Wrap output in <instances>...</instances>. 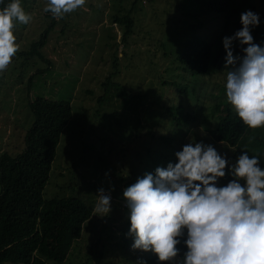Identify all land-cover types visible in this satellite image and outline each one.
Instances as JSON below:
<instances>
[{
	"label": "rangeland",
	"instance_id": "374dc122",
	"mask_svg": "<svg viewBox=\"0 0 264 264\" xmlns=\"http://www.w3.org/2000/svg\"><path fill=\"white\" fill-rule=\"evenodd\" d=\"M132 1L86 0L84 6L57 19L43 11L48 0H20L32 18L28 24L16 22L14 34L20 48L0 72V150L20 147L31 119L28 96H69L71 118L61 131L42 196L72 193L91 209L65 258L60 263L46 260V264H131L145 254L156 256L131 247L134 237L128 235L123 190L145 173L174 164V154L189 142L210 144L226 158L233 154L230 145L210 142L206 129L214 122L209 116L216 114L214 104L226 100V53L194 82L174 60L185 37L191 32L205 35L203 30L215 28L220 15L198 11L195 0H135L134 5ZM246 7L258 14L262 10L260 0H249ZM126 10L138 23L123 43V26L111 17ZM45 27L47 35L38 50L41 56L24 58L20 52L30 48ZM235 45L236 41L234 55H241ZM114 55L117 71L111 79L142 94L140 99L124 97L109 86L98 102L101 81ZM180 78L187 90L194 85L193 94H181L176 85L168 83ZM178 102L183 110L195 114L194 120L178 126L168 119L163 106ZM162 134L174 139V147L167 145ZM235 161L234 156L229 159L230 164ZM100 188L111 190V211L106 216L95 211Z\"/></svg>",
	"mask_w": 264,
	"mask_h": 264
},
{
	"label": "clouds",
	"instance_id": "9594fccd",
	"mask_svg": "<svg viewBox=\"0 0 264 264\" xmlns=\"http://www.w3.org/2000/svg\"><path fill=\"white\" fill-rule=\"evenodd\" d=\"M86 0H48L43 9L61 19ZM20 0L0 10V72L19 51L16 22L28 24ZM241 28L222 39L225 50L226 100L249 129L264 128V46L254 42L259 14L246 10ZM238 41L243 55H234ZM176 162L123 190L134 237L132 248L154 253L161 264H264V168L258 155L242 151L235 163L210 144L189 142L175 154ZM227 166V171H226ZM230 174L225 186L219 178ZM97 191L95 211H111V195ZM186 251L181 256V239Z\"/></svg>",
	"mask_w": 264,
	"mask_h": 264
},
{
	"label": "trees",
	"instance_id": "16d2710c",
	"mask_svg": "<svg viewBox=\"0 0 264 264\" xmlns=\"http://www.w3.org/2000/svg\"><path fill=\"white\" fill-rule=\"evenodd\" d=\"M248 1L195 0L198 11L209 13L213 17L220 15L221 18L218 16L220 22L215 28H210L207 32L202 29L205 35L191 32L176 50V67L189 74L191 82L201 79L202 75L218 65L222 53H225L222 39L241 28L240 15L248 10ZM11 2L12 0H0V10ZM134 2L135 0L132 5ZM260 2V23L252 29L251 34L255 43L264 46V0ZM129 11L126 10L123 14L113 13L111 17L112 22L123 26L120 38L123 43H127V37L138 23L132 19ZM45 15L49 13L46 12ZM199 22L201 24V21ZM51 23L52 21L49 24ZM46 30L45 27L38 39L30 43V48L20 52L24 58H29L31 54L41 56L38 50L45 41ZM242 47L236 41L234 50L243 55ZM110 68L101 81L103 92L97 97L99 103L103 100L105 92L108 93L109 86H114L124 97L136 100L142 97V94L132 93L130 88L125 89L123 85L111 79L117 71L116 55ZM179 75L183 76L182 73ZM32 76L33 74H30L27 78L28 89ZM168 83L176 85L181 94H193L191 90H194V85L191 84L187 90L181 78L170 80ZM27 107L31 119L22 133L20 147L13 151L0 150V264H46V260L60 263L72 241L79 237L83 221L91 213L89 206L72 193L46 198L42 196L61 131L71 118L70 100L69 96L54 98L38 94L28 96ZM163 111L168 119L178 126L196 117L195 114L183 110L181 102L164 105ZM214 111L216 114L209 115L214 118V122L206 128L210 142L230 145L233 154L228 160L233 156L237 159L242 151H247L250 156L258 155L262 165L264 128L249 129L240 121L226 100L216 102ZM160 137L167 145L174 147V139L171 136L162 134ZM231 179L232 176L226 174L218 179L217 186H225ZM70 186L73 188V183ZM68 192L73 191L70 189ZM177 247L183 255L187 250L183 238ZM146 255L131 264H161L156 256Z\"/></svg>",
	"mask_w": 264,
	"mask_h": 264
}]
</instances>
